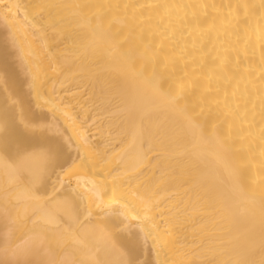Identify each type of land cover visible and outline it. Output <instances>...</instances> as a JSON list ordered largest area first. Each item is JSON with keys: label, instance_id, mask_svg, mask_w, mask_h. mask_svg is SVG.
<instances>
[{"label": "bare ground", "instance_id": "1", "mask_svg": "<svg viewBox=\"0 0 264 264\" xmlns=\"http://www.w3.org/2000/svg\"><path fill=\"white\" fill-rule=\"evenodd\" d=\"M0 264H264V0H0Z\"/></svg>", "mask_w": 264, "mask_h": 264}]
</instances>
